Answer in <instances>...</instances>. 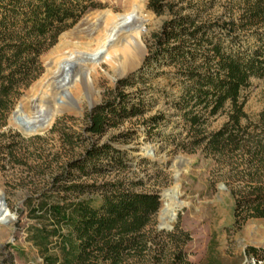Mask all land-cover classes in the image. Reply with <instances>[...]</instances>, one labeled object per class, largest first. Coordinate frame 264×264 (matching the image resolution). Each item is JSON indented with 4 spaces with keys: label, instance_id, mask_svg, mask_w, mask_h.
I'll return each instance as SVG.
<instances>
[{
    "label": "rangeland",
    "instance_id": "rangeland-1",
    "mask_svg": "<svg viewBox=\"0 0 264 264\" xmlns=\"http://www.w3.org/2000/svg\"><path fill=\"white\" fill-rule=\"evenodd\" d=\"M96 1L97 8L61 33L57 42L42 53L40 76L23 90L5 118L0 113V197L3 196L8 210L7 223L0 222V264L10 256L13 264H41L37 248L27 239L26 230L32 221L26 200L48 187L67 163L80 158L93 144L106 142L124 152L129 167L104 166L99 173L83 176L81 181L97 180L100 184L128 178L136 183L135 190L158 194L160 207L139 234L105 233L98 246L91 250L88 264H169L173 252L181 245L194 264H264L261 253L256 255L251 250H264V220L254 218L242 226L235 224L233 185L227 178L231 167L200 148L193 152L175 150L172 142L161 141L156 134L160 131L170 137L169 140H173L172 136L182 140L186 133L181 132L178 124L182 120L171 108L178 95L175 68L164 60L146 64L153 35L174 17V13L199 14L203 20L222 22L232 13H240L243 0H161L167 5L161 13L149 7L150 0H140L142 11L134 28L141 32L139 39L129 44L126 38L131 40L128 38L130 30L123 29L116 45L126 46L137 54L138 62L131 67L141 63L143 49L145 58L140 69L124 78H119L121 70L113 65L110 56L104 58L102 53L93 59L88 55L98 48L95 38L99 31L107 32L102 17L131 12L135 0ZM86 17L77 31L87 27L89 22L96 24L90 29V35L83 34L84 42H89V46L83 47L86 55L79 56L83 60L72 69L70 80L61 86L56 62L83 46L77 32L63 34L73 30ZM97 17L102 22L97 21ZM127 79V84L120 83ZM63 90L69 92L70 99L62 96ZM119 92L130 95L129 108L143 101L141 112L119 119L115 127L101 135L87 131L91 111L114 100ZM242 95L246 98L248 114L243 123H264L261 118L264 77L253 78ZM58 96L67 102L62 105L64 112L50 117L44 126L26 132L18 124H10L9 118L21 101L28 117L41 125L48 111L59 105ZM35 98L38 109L44 110V114L39 115L31 108ZM160 113L167 115L166 122L157 127L147 122ZM225 120V115L218 117L209 129L220 127ZM174 193H178L171 210L175 216L164 217L165 204L173 201ZM121 242H124V249Z\"/></svg>",
    "mask_w": 264,
    "mask_h": 264
},
{
    "label": "trees",
    "instance_id": "trees-1",
    "mask_svg": "<svg viewBox=\"0 0 264 264\" xmlns=\"http://www.w3.org/2000/svg\"><path fill=\"white\" fill-rule=\"evenodd\" d=\"M165 6L161 0L149 2L156 13ZM97 7L96 0H0V113L4 118L42 73V53ZM161 60L176 70L178 95L171 108L181 118L178 126L186 134L182 140L175 136L169 140L160 131L156 134L161 141L172 142L175 150L200 148L227 163L235 224L264 220V123H243L248 114L242 95L253 78L264 77V0H243L240 13L222 22L203 20L199 14L174 13L153 35L146 64ZM129 97L119 92L114 100L94 108L87 131L101 135L119 119L141 112L144 102L129 108ZM222 115L224 123L210 130V124ZM167 118L160 113L147 122L157 127ZM261 118L264 121V112ZM104 166L127 168L129 164L113 144L95 143L67 163L48 187L26 200L32 221L27 239L37 248L41 264H88L91 250L105 233L139 234L159 210L160 196L135 190L136 183L128 178L100 184L81 181ZM120 246L124 249V242ZM251 250L264 258V250ZM3 264H13L12 257ZM169 264L194 263L181 245Z\"/></svg>",
    "mask_w": 264,
    "mask_h": 264
},
{
    "label": "bare ground",
    "instance_id": "bare-ground-1",
    "mask_svg": "<svg viewBox=\"0 0 264 264\" xmlns=\"http://www.w3.org/2000/svg\"><path fill=\"white\" fill-rule=\"evenodd\" d=\"M141 11H142L141 1L135 0L134 8L131 12L119 16H113L111 14H108L102 17L103 19L102 21L106 23V28L108 27L107 32L104 34L99 31V35L95 38V40L98 41L97 42L98 48L94 51L91 50L90 51L91 53H89L88 56H91L93 59L97 58L102 53L104 58L110 56L113 65L117 68V70H121L120 75L123 74L127 69L131 68L132 65H135L138 62L137 54L133 50L127 48L126 46H117L116 43L120 35V32L123 29H126L128 31L130 30L128 38H130L131 40L126 38L129 44L132 45L134 41L136 42L139 39L141 32L139 30H135L134 28L137 27L138 25L139 22L138 19L141 14ZM97 21L102 22L101 19H99L98 17H97ZM87 25H88L87 27H80L78 31L77 29L75 30V32H77L76 33L77 38L81 40L79 43H81L83 46L80 47L79 49H73L72 52H69V56H67L66 58L64 57L62 60L56 62V66H57L56 74H60L62 70L61 67L63 65L69 66V63L72 61L78 63L79 61L83 60L79 56L84 54L83 47L89 46V42H84L83 39L85 38V36L83 34L87 33L86 35L88 34L90 35L89 33L90 29L96 24H92L91 22H89ZM62 105L63 104L54 105V109L61 108L60 110L64 111L62 110L63 108ZM177 197H178V193H174L172 195L173 201L171 203L166 202L165 208L162 213L164 217L171 214L172 212L171 210H173L172 209L173 202L177 199ZM6 215L8 216V210H5L4 215L0 217V221L5 219Z\"/></svg>",
    "mask_w": 264,
    "mask_h": 264
},
{
    "label": "water",
    "instance_id": "water-1",
    "mask_svg": "<svg viewBox=\"0 0 264 264\" xmlns=\"http://www.w3.org/2000/svg\"><path fill=\"white\" fill-rule=\"evenodd\" d=\"M87 20V17L86 19H84L82 22H80L78 25H76V27L69 31V32H66L63 34V36H67L69 34H73L75 32V30L78 28V26H80L83 22H85ZM143 57H142V61L141 63H139L136 67H131L129 69H127L123 74L119 75V78H124V77H127L131 74H133L134 72H136L138 69L141 68V64L144 62V58H145V52H144V49H143ZM77 66V63L76 62H70L69 63V66H62V70L60 72L59 75H61V79H58V83H60L61 86H64L65 83L63 82H68L70 80V75H71V72H72V69ZM62 96L67 98V99H70L71 98V95L69 94V92H67L66 90H63L62 92ZM56 101L58 104H67V102H65L63 99H61L59 96L56 98ZM32 109L37 111L39 115L41 114H44V110H40L38 109V99L35 98L32 100ZM61 112H64V111H61L59 109H50L47 113V116L44 117L42 120V123L41 125L38 123V121H36L35 119H31L28 117V115L25 113L24 111V105L23 103L20 101L16 107V109L12 112V115L10 116L9 118V122L10 124L12 122L18 124L20 126V128H22L24 131L26 132H30V131H34L35 129H37L38 127L40 126H44L46 124V122L49 121L50 117L54 116L56 113H61ZM6 210V204L4 202V198L3 196L0 197V217L4 215V212ZM171 216L174 217L175 214L171 212ZM0 222L2 223H7V220L6 219H3L1 220Z\"/></svg>",
    "mask_w": 264,
    "mask_h": 264
}]
</instances>
